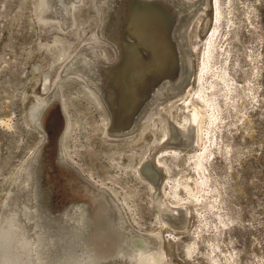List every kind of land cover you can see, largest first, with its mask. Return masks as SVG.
<instances>
[{
    "label": "bare ground",
    "instance_id": "1",
    "mask_svg": "<svg viewBox=\"0 0 264 264\" xmlns=\"http://www.w3.org/2000/svg\"><path fill=\"white\" fill-rule=\"evenodd\" d=\"M138 1H153L154 4L145 2L149 5H142L143 2ZM195 2L207 7L203 0H33L35 12L32 13L38 28L32 25L37 39L29 54L36 53V61L32 65V78H29L32 81L31 90L41 88L44 94L42 96L33 92L28 120L44 137V141L39 150L30 154L32 156L20 168V172L8 180L7 193L0 205V264H166L162 250L163 232L175 241L188 231V219L180 211L182 200L180 204L176 201L180 198L176 193L178 183L171 175L173 169L193 162L196 169L202 172L200 184L205 186L208 182L204 173L207 170L206 163L214 153L207 147H202L201 152L196 153L195 150L191 153V149L197 148L199 123L204 120L197 106L202 104L208 125L207 135L210 136L208 139L212 143L216 131L222 128L226 120L221 113L223 107L220 102L227 105V101H233L236 97L234 94L240 90L233 84L232 75L223 65L228 60L226 54L229 51L222 50L220 45L223 39L220 37L222 22L230 27L233 24H230L228 12L223 17L219 1L215 0L216 26L206 40V45L203 44V59L195 81L197 88L195 86L196 90H184L179 94L185 89L191 75L188 43L195 49L198 46L196 38H199L195 35L197 27L200 23L201 29L207 26L203 20L205 10L196 8ZM167 12L173 15V22ZM171 23L173 47L167 39ZM127 33L134 38L132 44L124 41ZM87 34L90 35L87 37ZM71 90L82 91L94 112L100 115L101 124L94 121L92 129L102 130L103 139L100 138L103 152L113 157V164L115 162L116 166L126 169V161L129 164L136 161V167L131 166L129 171L136 170V175L141 177L140 183L151 190V207L158 227L155 231H136L129 225L127 222L130 219L122 201L124 199L119 198V192L107 187L104 178L96 188L70 156L69 142H74L73 126L77 122L72 125L74 122L67 102L69 98H66L64 91ZM152 93L155 94L151 101L148 103L147 99L145 102L148 104L142 109L144 97L151 98ZM175 94L179 95L166 100L162 106L168 96ZM189 99L192 100L191 104ZM179 102H183L182 105L188 102L189 105L180 109L177 106ZM179 109L183 111L181 119L174 113ZM139 110L141 112L137 117ZM151 110L154 113L148 116ZM92 111L89 108L78 110L86 124L95 119ZM60 113L65 118V127L54 155ZM46 116L50 120L48 133L43 123ZM194 123L197 130L192 127ZM129 124L131 127L127 130L117 131ZM150 134L148 139L147 135ZM173 138H181V143H169ZM217 141L218 137L213 142L216 150H219ZM188 145L191 148L189 152L185 150L183 154L178 151ZM162 146L164 149L157 152L160 157H155L156 164L153 165L151 153ZM45 149L49 151L47 163L51 167L50 175L43 164ZM147 166L161 177L160 184H157L160 179L155 180L146 169ZM57 167L66 171L75 170L74 174L83 184L88 182V194L74 196L76 184L68 178H60V169ZM164 168L168 178L165 172L162 175L161 170ZM101 174L107 175L104 171ZM62 176L66 177L64 174ZM107 178L111 180L110 176ZM183 179L179 181V186L186 190L189 196L187 202L199 208V211L196 209L198 214L202 213L200 209H216L212 197L208 194L201 196V200L194 197L191 194V178L183 176ZM166 181L175 185L169 187ZM168 188L171 197L176 199L173 205L165 199ZM58 190L62 197L58 196ZM93 190L105 192L106 196L92 193ZM124 191L128 198L135 197L134 193L137 192L129 185ZM109 205L113 208L109 209ZM190 212L192 215V209ZM216 216L220 224L225 226L226 222L220 219V215ZM181 219L183 222L180 224Z\"/></svg>",
    "mask_w": 264,
    "mask_h": 264
},
{
    "label": "rangeland",
    "instance_id": "2",
    "mask_svg": "<svg viewBox=\"0 0 264 264\" xmlns=\"http://www.w3.org/2000/svg\"><path fill=\"white\" fill-rule=\"evenodd\" d=\"M203 1L207 4L206 8L197 2H195V6L200 10L204 8L203 20H205L204 25L207 26L205 29H201L199 27L202 23H200L197 27L195 35L197 34L196 36L199 38H196L198 46L195 49H192L191 43H188L192 62L190 65L191 75L188 79L189 82H186L185 89L179 94L185 92L184 90H188V92L196 90L195 81L200 71L204 45L216 26L215 0ZM218 1L223 17L228 12L230 24H233L230 27L222 22L220 27V37L223 38L220 45L223 47L222 50L228 49L227 51H229L226 54L228 60L223 65L232 75L230 78L233 80V84L240 90L234 94L236 97L233 101H227V105L220 102L223 107L221 113L226 120L224 119L222 128L216 131L212 143L208 139L210 136L207 135L208 125L205 115H203L202 104L198 102L197 110L206 122L202 120L204 123H199L202 127L199 125V132L197 131L199 133L198 142L196 141L197 148L191 149L188 145V147L184 146L185 148L178 149L184 154L185 150L186 152L190 151L189 148L191 153H194L195 150L197 153L207 147L211 148L210 150L214 153L206 163L207 170L204 173L208 182L205 186L200 184L202 172L196 169L193 162L173 169L171 175L178 183L176 188L179 191L176 189V193L180 199L176 200L171 197L169 188L166 189L168 195L166 196L170 199L164 198L166 201L172 202V204L169 202L171 205L175 204V200L179 204V201L182 200L181 205L183 206L180 211L184 212L185 219H188L186 227L188 231H185L175 241L169 234L163 232L162 250L166 264H264V0ZM32 2L33 0H0V205L7 193L9 178L20 172V168L22 169L32 156L30 154L39 150L44 141V137L38 134L39 132L28 120L30 108L32 109L33 92L42 96L44 94L41 88H36L35 91L31 90L32 81L30 78H32V65L36 61V53L31 55L29 53L32 52L37 39L32 25L34 24V28H38L34 21V13H32L35 12ZM172 11H174L173 8ZM89 35L87 34V37ZM223 43L225 44L223 45ZM195 86L196 88H194ZM64 94L66 98H69L67 102L70 105L68 110L71 120L74 122L72 125L77 122L73 126L75 129L72 134L74 142L71 140L68 147L72 159L85 171L86 178L96 188L104 178L103 182L107 187L119 192L118 196L120 199H124L121 200L130 219V222H127V219L126 222L132 225L136 231L141 229L149 233L158 229L155 213L151 207V190L145 184L140 183L141 177L136 175V170L129 171L131 166L136 167V161H133L134 164H132L133 162L129 164L126 161L125 166H128L126 169L116 166L115 162L113 164V160H111L113 157L103 152L102 130L93 131L92 129L94 121L98 125L101 124V117L97 112H94L86 95L80 90L66 91V93L64 91ZM153 94L155 93H152L151 98H148V103ZM179 94L168 96L162 106L166 104V100ZM192 97L193 95L190 96V98ZM147 102L141 107L142 109L148 104ZM188 102L191 104L192 100L189 99ZM188 102L183 105V102H179L177 106L180 109L185 108L189 105ZM200 107L201 110H199ZM83 108L93 110V115L95 113V119L88 124L78 113V110ZM180 109L173 111L179 117L178 119H181L180 116L183 112ZM141 110L138 111L137 117ZM153 111L151 110L148 116H151ZM204 112H206L205 109ZM153 118L156 119V117ZM173 123L177 127V124ZM192 127L197 130L195 123L192 124ZM147 136L149 139L151 134ZM216 136L218 137L219 150H216L214 146ZM180 139L173 138L169 143H181ZM161 149H164L163 146L151 153L154 157L153 165L156 164V158L160 157ZM157 154L159 155L157 156ZM73 171L76 173L75 170ZM103 171L107 175H102ZM161 172L162 175L165 172V176L169 177L165 168ZM162 175L160 174V176ZM106 176H110L111 180H107ZM183 176L191 178V194L194 197L199 200L205 194L212 197L216 206L214 211L208 207L207 210L200 209L202 213L198 214L196 209L199 211V208H194L187 202L189 196L186 190L179 186V181L184 180ZM146 182L148 181L146 180ZM160 182L161 179L157 184ZM150 183L153 185V182ZM166 183L169 187L173 185L171 181H166ZM126 185L131 186L133 191H137L136 193L132 191L135 197L128 198L125 195ZM92 193L106 196L105 192L93 190ZM103 199L107 200V198ZM111 208L113 207L109 205V209ZM190 209H192V215ZM216 214H219L220 219L226 222L225 226L220 224ZM182 222L183 219L179 223ZM177 232L180 233V231Z\"/></svg>",
    "mask_w": 264,
    "mask_h": 264
},
{
    "label": "water",
    "instance_id": "3",
    "mask_svg": "<svg viewBox=\"0 0 264 264\" xmlns=\"http://www.w3.org/2000/svg\"><path fill=\"white\" fill-rule=\"evenodd\" d=\"M141 2H143V3H141ZM145 2H148L149 4H154L153 3V1L152 2H150V1H138V3H141L142 5L144 4V5H149V4H145ZM168 13V12H167ZM168 16L170 17V21L171 22H173V15L169 12L168 13ZM171 27H172V23H171V26L169 25L168 26V31H167V39H168V42H169V44L171 45V47H173L174 46V43H173V40H172V37H171V33H170V31H171ZM125 37H126V39L124 40L127 44H132L134 41V38L131 36V35H129L128 33L127 34H125ZM131 40H132V42H131ZM140 49H144L143 47H140ZM175 55H176V52H175ZM148 99V96H146V97H144V99H143V103L146 101ZM61 109V108H60ZM60 112V111H59ZM60 124H59V128H58V130H57V133H56V136H55V139H54V146H53V149H54V152H55V154L54 155H56V152H57V148H58V142H59V138H60V136H61V134H62V131H63V129H64V127H65V118L64 117H62V114L60 113ZM50 120H49V116H46L45 117V119H44V128H45V132L46 133H48V131H49V128H50ZM131 127V125L129 124L128 126H126V127H124L123 129H119V130H117V131H122V130H127L128 128H130ZM47 135V134H46ZM49 138V137H48ZM49 151H48V149H45V151L43 152V164H45L46 166V168H47V170H48V172H47V174L48 175H50V164H48L47 163V160H48V156H47V153H48ZM57 169H60V178H62V179H64V178H68L67 180H69V181H71V182H73V183H75L76 184V187H75V189H74V196H78L80 193H82V194H85V195H87L88 194V184L86 185V184H83V182L79 179V177H77V175L76 174H74V172H72V171H66L65 169H63L62 167H57ZM147 170H148V172L149 173H151L152 174V176L153 177H155L154 179L155 180H159L160 179V177H159V175L156 173V172H152L151 170H153L150 166H147V168H146ZM66 175V177H64V176H62V175ZM48 179V178H47ZM50 180H51V178H50ZM54 181H55V179H54ZM50 186H51V183L48 181L47 182ZM76 189H78V194L76 193ZM58 196H60L59 195V190H58ZM60 197H62V196H60ZM71 197V196H70ZM62 201V200H61ZM63 202V201H62ZM62 202H60V204H63Z\"/></svg>",
    "mask_w": 264,
    "mask_h": 264
}]
</instances>
